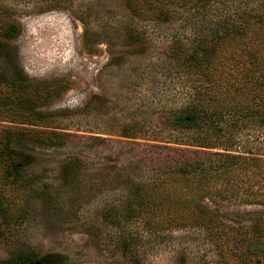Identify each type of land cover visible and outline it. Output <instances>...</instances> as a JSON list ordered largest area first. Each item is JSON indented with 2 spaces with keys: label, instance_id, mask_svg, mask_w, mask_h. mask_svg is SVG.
<instances>
[{
  "label": "rangeland",
  "instance_id": "374dc122",
  "mask_svg": "<svg viewBox=\"0 0 264 264\" xmlns=\"http://www.w3.org/2000/svg\"><path fill=\"white\" fill-rule=\"evenodd\" d=\"M122 2L0 0V18L21 28L0 71L17 67V82L29 83L41 116L35 125L14 122L22 111L5 103L11 91L1 86L0 132L63 133L53 146L22 136L25 186L0 179V264L27 247L45 264H216L211 239L198 229L154 233L138 220L113 225L104 218L161 168L163 155L183 146L174 141L184 133L169 119L195 90L187 72L176 68L172 49L198 36L193 24L182 15L161 25L143 22L141 48L126 40ZM133 123L141 135H121ZM239 124L234 149L262 153L264 126L248 119ZM239 212L227 209V217ZM126 237L132 252L123 247Z\"/></svg>",
  "mask_w": 264,
  "mask_h": 264
},
{
  "label": "trees",
  "instance_id": "16d2710c",
  "mask_svg": "<svg viewBox=\"0 0 264 264\" xmlns=\"http://www.w3.org/2000/svg\"><path fill=\"white\" fill-rule=\"evenodd\" d=\"M236 2L123 0L129 18L126 40L141 48L147 39L140 27L143 22L161 25L182 15L193 24L198 36L192 42H175L172 49L176 68L187 72L195 90L169 119L184 133L174 141L183 146L163 155L161 168L137 183L125 204L107 209L104 218L113 225L138 220L154 233L195 228L211 239L216 264H264V151H237L232 143L235 126L242 121L258 120L264 126V0L243 6ZM20 30L19 24L0 18V59L11 61L12 41ZM16 72L17 67L8 66L0 71V90L8 88L11 98L5 103L16 102L22 111L14 122L35 125L41 116L33 109L29 83L19 84ZM139 128L133 123L120 132L138 137ZM38 132L20 127L0 132L2 182L25 186L26 155L19 149L22 136H30L39 145L63 142V133ZM234 207L243 212L228 218L227 209ZM122 242L126 251H133L127 237ZM4 264L45 263L42 255L27 247Z\"/></svg>",
  "mask_w": 264,
  "mask_h": 264
}]
</instances>
